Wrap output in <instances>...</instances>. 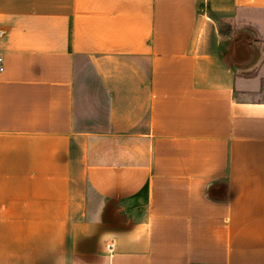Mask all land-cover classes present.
<instances>
[{"label": "crops", "instance_id": "obj_1", "mask_svg": "<svg viewBox=\"0 0 264 264\" xmlns=\"http://www.w3.org/2000/svg\"><path fill=\"white\" fill-rule=\"evenodd\" d=\"M0 30V264H264V0H0Z\"/></svg>", "mask_w": 264, "mask_h": 264}, {"label": "built area", "instance_id": "obj_2", "mask_svg": "<svg viewBox=\"0 0 264 264\" xmlns=\"http://www.w3.org/2000/svg\"><path fill=\"white\" fill-rule=\"evenodd\" d=\"M0 33H2V31L0 30ZM3 58L0 56V70H3Z\"/></svg>", "mask_w": 264, "mask_h": 264}, {"label": "rangeland", "instance_id": "obj_3", "mask_svg": "<svg viewBox=\"0 0 264 264\" xmlns=\"http://www.w3.org/2000/svg\"><path fill=\"white\" fill-rule=\"evenodd\" d=\"M246 96H254L256 93H254V92H246V93H244ZM262 94H264V93H262Z\"/></svg>", "mask_w": 264, "mask_h": 264}]
</instances>
